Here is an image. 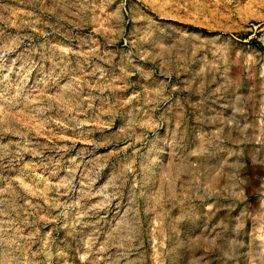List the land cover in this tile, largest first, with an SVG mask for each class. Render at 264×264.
Wrapping results in <instances>:
<instances>
[{
    "label": "rangeland",
    "instance_id": "1",
    "mask_svg": "<svg viewBox=\"0 0 264 264\" xmlns=\"http://www.w3.org/2000/svg\"><path fill=\"white\" fill-rule=\"evenodd\" d=\"M0 264H264V0H0Z\"/></svg>",
    "mask_w": 264,
    "mask_h": 264
}]
</instances>
